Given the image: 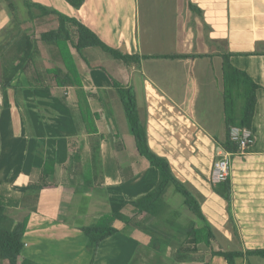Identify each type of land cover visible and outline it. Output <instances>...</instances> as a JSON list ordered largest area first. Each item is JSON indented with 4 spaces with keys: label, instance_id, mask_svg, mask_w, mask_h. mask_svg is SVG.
<instances>
[{
    "label": "crops",
    "instance_id": "obj_1",
    "mask_svg": "<svg viewBox=\"0 0 264 264\" xmlns=\"http://www.w3.org/2000/svg\"><path fill=\"white\" fill-rule=\"evenodd\" d=\"M142 1L148 9L144 38L139 18L141 0H85L78 10L64 0L32 1L76 19L109 48L148 58L141 60L139 66L127 67L119 61L120 64H111L109 55L90 48L82 52L87 61L89 57L94 60L95 63L88 61L93 66L90 68L72 51L83 90L91 93L88 106L95 118V135L83 132L77 90L54 88V83L46 84L44 77L41 81L49 89L30 90L36 94L63 90L68 94L70 108L58 109L60 121L50 136H62L61 140L66 136L72 144L58 146V155L50 158L56 162L55 176L50 180L54 188L40 193L41 212L29 214L22 254L36 264H90L91 255L85 248L87 239L81 228L94 224L101 215L117 211L134 216L130 204L158 184L157 170L136 150L111 78L135 93L150 150L167 161L171 174L196 197L214 234L209 248L199 244L195 252L185 253L182 261H175L178 241L157 252L141 229L117 222L115 228L126 236L122 235V251L117 248V256L125 264L129 260L130 264H155L162 258L179 264H226L222 257L212 256L211 251H239L243 257L236 264H264V258L245 255L264 250V0ZM27 23L25 28L37 36L41 32L35 34L36 28L55 22L44 20L35 26L28 18ZM55 27L56 24L48 30ZM226 54L234 68L245 72L259 86L249 129L252 143L244 154L230 158L229 203L209 182L225 138L221 56ZM103 59L111 71L100 65ZM26 84L28 88L27 79ZM13 92L8 91L9 107L0 109V186L18 195L28 184L38 183L46 159L36 160L40 128L32 124L30 130ZM74 153L80 156L77 169L81 171L72 168ZM93 167L97 168L95 172ZM84 185L92 189L75 191ZM175 194L169 185L162 197L170 213L179 214L177 222H193L196 228H202L203 223L187 210L183 198L182 203L177 201ZM52 197L56 199L54 212L46 209ZM152 224L144 220L143 227ZM112 237L99 245L93 264H97L103 244L114 247L108 244ZM75 246L80 248V255L74 251Z\"/></svg>",
    "mask_w": 264,
    "mask_h": 264
},
{
    "label": "trees",
    "instance_id": "obj_2",
    "mask_svg": "<svg viewBox=\"0 0 264 264\" xmlns=\"http://www.w3.org/2000/svg\"><path fill=\"white\" fill-rule=\"evenodd\" d=\"M10 9L11 26L4 31V38L0 41V96L1 107H9L8 91H18L20 83L13 84L18 75H22L28 81V88L49 89L42 83V75L35 63V55L38 53V43L44 46L54 47L56 55L61 61L62 67H53L46 70V75L51 78L54 88L77 90V110L79 120L83 126V132L87 135L97 134L95 118L91 113L88 100L90 92L83 90L79 73L75 65L72 51L93 68L82 52L90 48H98L109 55L113 60L121 62L125 66H139L141 60L148 56L123 54L118 50L107 47L95 34L80 24L76 19L66 17L55 10L33 3L30 0H22L27 9L29 23L39 26L44 20L55 22L56 27L35 36L30 30L16 19L15 6L10 0H5ZM74 10L80 9L85 0H64ZM174 56L172 58H176ZM221 94L224 111L225 138L220 147L234 154L237 146L229 141V130L231 127L250 129L256 105V92L259 89L249 76L234 68L230 63V55L221 56ZM95 68V67H94ZM99 69H102L99 67ZM111 87L116 93L125 119L128 123L130 133L134 139L138 154L145 158L148 164L158 172L159 181L156 187L146 196L130 204L134 209V216L129 217L117 211L101 215L94 224L81 228L87 239L85 248L91 254L90 264H93L94 257L99 245L106 239L119 233L115 223L141 229L150 238V247L161 252L171 242L180 243L173 254L175 261H182L185 253H193L197 245L203 244L210 247L214 234L206 223L200 204L196 197L171 174L169 164L164 158L156 156L147 143L146 128L140 119L135 93L130 88L122 87L118 82L112 80ZM3 95V96H2ZM75 125H77L75 123ZM96 156H93V162ZM80 156L73 154L71 162H75L72 168L76 170ZM56 162L46 159L41 167L39 181L37 184H28L23 192L16 195L8 188L0 186V264H36L25 258L22 254L24 249V234L30 213H40L38 206L39 195L43 191L53 189L50 180L55 176ZM97 168L93 167V172ZM81 171V170H80ZM169 185L173 186L175 193L183 198V204L187 210L203 223L202 228H196L193 222L182 225L177 222L179 214L170 213L169 206L163 200V193ZM215 192L227 203L230 202V185L228 179L216 185ZM75 191L86 192L92 189L84 185L76 188ZM82 189V190H80ZM28 210L20 220L9 215V210ZM141 217L138 219V217ZM152 221V225L143 227L144 220ZM151 219V220H149ZM143 220V221H142ZM212 256H220L226 264H236L238 259L243 257L239 251H211ZM247 257L259 256L264 258L263 251L246 252Z\"/></svg>",
    "mask_w": 264,
    "mask_h": 264
},
{
    "label": "rangeland",
    "instance_id": "obj_3",
    "mask_svg": "<svg viewBox=\"0 0 264 264\" xmlns=\"http://www.w3.org/2000/svg\"><path fill=\"white\" fill-rule=\"evenodd\" d=\"M12 4L15 6V15L17 16V19L20 20L19 23L22 24V28L28 25L27 23V9L23 5L22 0H10ZM31 2L33 0H30ZM140 14V23L142 25V36H144V25L147 24L148 20V9L144 6V1L141 0L140 6H139ZM10 9L8 8L7 2L5 0H0V41L4 38V31L7 29V27L11 26V15ZM25 21V22H24ZM23 22V23H22ZM54 24L42 27L37 30L35 34H38V32H42L43 30H48V27L54 26ZM28 27V26H27ZM53 29V28H52ZM148 37V33L146 35ZM41 44V43H40ZM100 52V51H99ZM108 58V57H107ZM88 61L91 63H95L93 59L90 57L88 58ZM108 61L111 62V64H120L117 61L113 60L111 57L108 58ZM35 63L38 71L44 77L46 84H52L51 80L47 78L45 75V70L47 68H51L54 65H61V61L56 55V50L54 47H48L44 45H40L38 53L35 55ZM100 64L104 69L111 71V67L109 66V63L106 60H101ZM81 66L85 65L82 61H80ZM1 76V72H0ZM17 82L20 83L19 90L14 91L12 94L13 99L15 100L18 107L21 109L22 114L25 116V119L27 120L28 127L30 130L32 129V124L34 126L40 128L39 133V143L40 146L38 147V154L36 155V160L42 162L44 159H50L54 158L58 155V146H68L72 144V139L69 138L67 140V137L59 139L62 136L53 138V136H50L52 133V130L55 132L57 130L58 126H54L57 124L61 116L60 109L65 111L66 108L69 109L70 106H68V94L64 93L65 91L56 90L52 93L46 92L43 93V91L36 93L30 92L31 89L27 88L26 79L22 75H18L17 78L14 80V84ZM53 86V85H52ZM102 92V90H100ZM1 92V91H0ZM1 96H0V107H1ZM1 109V108H0ZM59 109V110H58ZM71 118H72V110H71ZM31 118H34L31 120ZM73 119V118H72ZM71 119V120H72ZM74 123V121H73ZM55 128V129H54ZM47 129V130H46ZM45 130V131H42ZM53 132V133H54ZM220 135H222V132H220ZM52 138V139H51ZM43 139H46L47 141L44 142ZM49 145L50 148L49 149ZM61 174V173H60ZM60 176V175H59ZM58 178V177H57ZM60 178H58V181ZM177 201H180L182 203V197L178 194H175ZM55 197H52V200H50L49 204L50 206L46 209L54 212L53 209V202L55 201ZM176 201V202H177ZM39 206V204H38ZM40 208H43V205L40 204ZM9 215L14 217L16 220H20L24 215L28 213V210L21 209V210H9ZM151 220V219H149ZM122 235L125 236V233H121L113 236L108 244H113V248H108L106 244H103L98 252L96 263L97 264H125L124 260L121 257H118L116 254L117 248L122 251ZM126 237V236H125ZM117 243L119 246L117 247ZM80 248L75 246L74 251L79 252L77 255H80ZM171 252L168 253L170 255ZM88 254V253H87ZM90 254V253H89ZM114 254V256H113ZM91 255V254H90ZM122 256V254H119ZM91 259V258H90ZM132 259V258H131ZM78 262H81V257L77 258ZM108 261V262H107ZM130 261V260H129ZM127 262V264L130 262ZM168 261V262H167ZM90 262V261H89ZM155 264H179V263H173L167 260V258H162L159 262Z\"/></svg>",
    "mask_w": 264,
    "mask_h": 264
},
{
    "label": "built area",
    "instance_id": "obj_4",
    "mask_svg": "<svg viewBox=\"0 0 264 264\" xmlns=\"http://www.w3.org/2000/svg\"><path fill=\"white\" fill-rule=\"evenodd\" d=\"M228 136L229 141L237 146V152L234 154H244V152L248 149V146L252 143L251 131L249 129L231 127ZM234 154L220 148L217 158L213 163L209 178L210 184L216 186L227 180L230 170V158Z\"/></svg>",
    "mask_w": 264,
    "mask_h": 264
},
{
    "label": "bare ground",
    "instance_id": "obj_5",
    "mask_svg": "<svg viewBox=\"0 0 264 264\" xmlns=\"http://www.w3.org/2000/svg\"><path fill=\"white\" fill-rule=\"evenodd\" d=\"M3 96V95H2Z\"/></svg>",
    "mask_w": 264,
    "mask_h": 264
}]
</instances>
